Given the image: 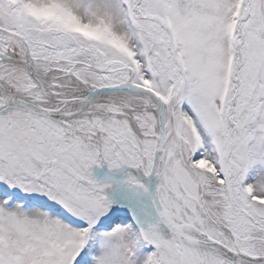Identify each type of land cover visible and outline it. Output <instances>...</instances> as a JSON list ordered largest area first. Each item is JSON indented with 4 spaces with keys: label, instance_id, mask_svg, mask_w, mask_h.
<instances>
[{
    "label": "snow or ice",
    "instance_id": "6c2138e0",
    "mask_svg": "<svg viewBox=\"0 0 264 264\" xmlns=\"http://www.w3.org/2000/svg\"><path fill=\"white\" fill-rule=\"evenodd\" d=\"M0 264H264V0H0Z\"/></svg>",
    "mask_w": 264,
    "mask_h": 264
}]
</instances>
